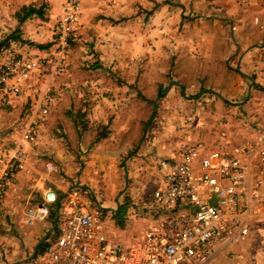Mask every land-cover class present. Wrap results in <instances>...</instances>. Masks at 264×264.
Returning <instances> with one entry per match:
<instances>
[{"label":"rangeland","instance_id":"obj_1","mask_svg":"<svg viewBox=\"0 0 264 264\" xmlns=\"http://www.w3.org/2000/svg\"><path fill=\"white\" fill-rule=\"evenodd\" d=\"M64 1L0 0V43L20 36L0 48V71L11 57L21 54L52 60L29 94H8L0 86V175L18 145L27 159L24 168L14 171L0 206L1 264H24L30 256L37 262L47 258V247L57 234L52 229L58 208L52 203V213L33 225L26 223L25 216L29 208L44 202L45 189L61 194L73 185L92 188L104 207L109 238L126 242L159 221L153 193L162 181L160 160L177 157L185 142L201 141L211 148L241 144L264 127V86L251 78L245 79L243 93L232 103L205 84L185 86L184 92L180 85L170 86L172 80L186 81L177 73L178 56H188L190 62L189 56L201 42L205 44L193 31L201 24L188 29L191 16L175 21V10L179 14L189 2L207 4L208 0H82L62 69L52 78L49 113L38 117L37 141H25L23 132L58 56L57 30ZM160 4L169 9L167 36H145ZM30 7L39 12L21 22ZM68 81L74 84L76 101L67 94ZM66 115L90 131L87 144L81 147V135L71 139ZM102 140L99 149L107 154L105 165L96 166L92 178L85 177L91 143ZM121 207L125 212L119 216ZM47 221L50 224L40 227L43 232L36 241L24 240L25 231ZM262 261L264 227L224 254L220 249L214 258L218 264Z\"/></svg>","mask_w":264,"mask_h":264},{"label":"built area","instance_id":"obj_2","mask_svg":"<svg viewBox=\"0 0 264 264\" xmlns=\"http://www.w3.org/2000/svg\"><path fill=\"white\" fill-rule=\"evenodd\" d=\"M81 9L82 0L64 1L58 56L23 132L25 141L38 139V117L49 113L52 78L62 69ZM50 61L39 55L11 57L0 71V86L8 94L27 95ZM26 164V154L18 145L0 175V206L14 171ZM159 165L162 181L153 193L159 221L126 242L109 238L104 207L92 188L73 185L61 194L45 189L44 202L27 210L26 223L43 221L49 205L56 203L58 219L52 232L57 234L44 261L33 257L24 264H215L220 249L225 253L264 227V127L241 144L211 148L201 141L185 142L176 158L160 160ZM48 168L53 169V164Z\"/></svg>","mask_w":264,"mask_h":264},{"label":"crops","instance_id":"obj_3","mask_svg":"<svg viewBox=\"0 0 264 264\" xmlns=\"http://www.w3.org/2000/svg\"><path fill=\"white\" fill-rule=\"evenodd\" d=\"M180 13L178 14V10H175L173 19L175 18L177 21L186 15H190L187 28L193 27L195 29L198 24H201L198 30L193 31L198 32L201 40H205V44L201 42L200 48L195 50L196 54L194 52L189 56L191 63L188 56L183 58L178 56L176 60L177 73L186 80L184 85L187 88L205 84L212 89L214 94L217 96L221 94L223 100L232 103L235 97L243 93L242 86L245 84L246 78H251L257 85L264 86V0H208L207 4L201 1L196 4L189 2ZM167 14L170 15L169 9L166 5L160 4L154 17H151L149 21L150 27L145 36L166 38L167 23L165 16ZM68 82L69 87H67L68 92H66L73 101H76L77 92L74 90V84ZM120 91L122 90H118V92ZM67 119L69 120L68 130L71 139L76 138V136L78 139L81 135L79 139L82 147L87 141L90 131L81 129V126L74 122L73 117L67 116ZM125 138H127L126 135ZM104 143L102 140L97 141L95 145L91 143V147L88 145L91 153L87 157L85 177L89 174L92 178L96 173L94 172L95 167L105 165L104 161L107 154H102L99 149ZM56 191L58 192V190ZM54 206L58 208V204L54 203ZM52 207L53 205L50 207L51 213ZM56 216L57 220L58 214ZM48 222L38 223L36 229L25 231L24 240L29 244L36 241L43 232L40 227L48 226L50 224Z\"/></svg>","mask_w":264,"mask_h":264},{"label":"trees","instance_id":"obj_4","mask_svg":"<svg viewBox=\"0 0 264 264\" xmlns=\"http://www.w3.org/2000/svg\"><path fill=\"white\" fill-rule=\"evenodd\" d=\"M38 12H39V10L30 7V8H28V10H27V12L25 13V15H24L23 17H21L20 21L22 22V21L25 20L26 17H30V16H32V15L38 13ZM19 39H20L19 34L15 35L13 38H8L7 40H4L2 43H0V48L3 47V46H5V45L7 44V42H9L10 40H15V41H16V40H19ZM8 40H9V41H8ZM124 212H125V208L121 207V208L119 209V211L117 212V214H118L119 216H122V215L124 214ZM47 245H48V244H47ZM46 247H47V246H46ZM46 247H45V248H46Z\"/></svg>","mask_w":264,"mask_h":264},{"label":"water","instance_id":"obj_5","mask_svg":"<svg viewBox=\"0 0 264 264\" xmlns=\"http://www.w3.org/2000/svg\"><path fill=\"white\" fill-rule=\"evenodd\" d=\"M173 84L180 85L181 88H182V90H183V92L185 91V85H184V84H180V82L175 81V80H172L171 83H170V86L173 85ZM57 219H58V218H57ZM31 258H33V257H31ZM31 258H30V259H31Z\"/></svg>","mask_w":264,"mask_h":264}]
</instances>
